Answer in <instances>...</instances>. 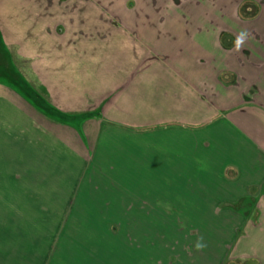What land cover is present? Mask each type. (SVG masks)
Instances as JSON below:
<instances>
[{"label": "crops", "instance_id": "1", "mask_svg": "<svg viewBox=\"0 0 264 264\" xmlns=\"http://www.w3.org/2000/svg\"><path fill=\"white\" fill-rule=\"evenodd\" d=\"M237 1L0 0V264L98 257L96 245L84 250L50 219L52 200L60 208L67 190L36 187L53 183L50 174L19 172L20 158H29L23 147L20 156L22 142L30 152L35 143L58 152L59 161L72 149L42 127V108L28 92L54 117L98 120L92 177L123 184L126 213L132 192L144 212L195 209L220 232L219 243L204 236L203 263L216 244L224 264H264L241 234L264 225V3L256 16L238 12ZM241 30L248 39L236 51ZM126 250L123 263L157 262L140 247L133 256Z\"/></svg>", "mask_w": 264, "mask_h": 264}, {"label": "rangeland", "instance_id": "2", "mask_svg": "<svg viewBox=\"0 0 264 264\" xmlns=\"http://www.w3.org/2000/svg\"><path fill=\"white\" fill-rule=\"evenodd\" d=\"M3 61L6 59L2 58ZM3 66L7 67V65ZM25 89L22 90L27 93L28 91ZM28 95L38 101L37 104L42 108L38 111L40 113L42 110L43 115L40 113L41 118L37 119L42 127L48 132H55L58 137L59 135L60 137L65 136L68 146H71L72 149L68 150L65 161L62 159L59 161L58 152L41 151L37 143L30 152V147L27 145L29 149L26 150L21 139L20 156L24 154L23 147L29 158H20L19 172L37 176L50 174L52 180H55L53 183H37L36 187L45 186L52 191L67 190V198L60 208L58 205H54L52 200L51 214L53 215H50V219L53 223L66 225L71 238L81 239L84 250H89L91 245H96L98 247V257L94 259L97 260L96 264H109L113 258H116L115 264H127L129 259L123 263L122 256L123 251L130 247L131 256H133L134 250L139 247L146 250L147 256H153L155 261L157 260L153 264L174 262L173 260L178 256H182V259L176 264H207L203 263V250L197 251L194 245L199 238H204V236L212 242L219 243L218 227L215 223L209 222L208 216L197 213L195 209L188 210L187 208L184 214L165 213L159 215L152 210L144 212L143 209H140L143 204L141 198H138V192H132L130 204L133 211L130 214L126 213L124 206H127V201L122 196L123 184L101 182L99 177H97L99 181H96V177H92L94 171L91 167L90 150L94 133L97 132L98 120L90 114H84L79 118L54 117L53 114L56 113L47 112L49 108L42 96L35 97L29 92ZM35 116L38 117L37 113ZM64 165H66L65 171H63ZM102 170L107 172L108 168H99L100 174L104 172ZM105 172L104 175H107ZM64 174L66 182H59V179L63 180L65 177ZM6 185L9 184L4 183V186ZM132 185L137 186L138 184ZM95 202L98 203V209L94 208ZM198 203H202V200H190L192 205ZM3 217L0 216V220L4 219ZM248 218L253 220L254 216H248ZM218 225L219 228L230 226ZM257 226L261 231H254L251 224L245 226V228H249L244 231L246 233H242V229L240 231L243 235L248 234L246 238L249 240L245 239V244L252 251L253 257L262 258L261 260L264 262V225ZM221 233L226 232L222 231ZM139 240L145 242L146 245L141 244ZM192 241L195 243L187 244ZM128 249L125 254H129ZM220 252L222 251L219 246L216 244L212 246L211 262L208 264H224L222 256L219 257ZM131 262L135 264V261ZM226 264L236 263L229 258Z\"/></svg>", "mask_w": 264, "mask_h": 264}, {"label": "flooded vegetation", "instance_id": "3", "mask_svg": "<svg viewBox=\"0 0 264 264\" xmlns=\"http://www.w3.org/2000/svg\"><path fill=\"white\" fill-rule=\"evenodd\" d=\"M178 1V0H177ZM180 1V0H179ZM215 1V0H214ZM223 1V0H222ZM226 2H227V4L229 3V2H232L233 0H225ZM237 3V5H238V12H240V9L242 10V11H244V9H246V10H249V15L250 14H252V15H258V11L256 12V9L258 8V7H256V6H259V4L260 3H264V0H239V1H237L236 2ZM256 8V9H255ZM256 15V16H257ZM256 16H254V17H256ZM116 26H118L117 24H115ZM256 91V88H253V87H251V89H250V94H253L254 92ZM246 98V100H252L251 99V97H249L248 95H246L245 96ZM255 219V218H254ZM253 219V220H254Z\"/></svg>", "mask_w": 264, "mask_h": 264}, {"label": "clouds", "instance_id": "4", "mask_svg": "<svg viewBox=\"0 0 264 264\" xmlns=\"http://www.w3.org/2000/svg\"><path fill=\"white\" fill-rule=\"evenodd\" d=\"M248 39V32L247 30H241L234 41V45H235V50L236 51H240L242 46L245 44V42ZM195 249L197 251H202L205 247L206 244L203 242V237L199 238L198 241L196 242V244L194 245Z\"/></svg>", "mask_w": 264, "mask_h": 264}]
</instances>
